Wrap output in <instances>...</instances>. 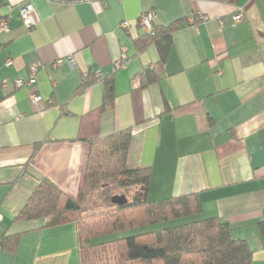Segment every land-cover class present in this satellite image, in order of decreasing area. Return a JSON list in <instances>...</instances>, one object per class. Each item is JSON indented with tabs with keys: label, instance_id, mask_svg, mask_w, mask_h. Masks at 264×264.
<instances>
[{
	"label": "crops",
	"instance_id": "0c3cea01",
	"mask_svg": "<svg viewBox=\"0 0 264 264\" xmlns=\"http://www.w3.org/2000/svg\"><path fill=\"white\" fill-rule=\"evenodd\" d=\"M27 2L29 28L18 14ZM149 10L155 25L182 23L162 78L134 86L158 61L154 44L139 51L134 43ZM0 18V235L19 234L13 254L0 248V264H80L73 223L43 228L44 220L14 218L43 177L79 200L86 140L125 128L127 167L151 171L149 201L196 193L201 216L227 222L252 264H264V0H0ZM34 65L36 83L16 87ZM85 74L92 80L82 86ZM108 75L114 105L103 109Z\"/></svg>",
	"mask_w": 264,
	"mask_h": 264
},
{
	"label": "trees",
	"instance_id": "16d2710c",
	"mask_svg": "<svg viewBox=\"0 0 264 264\" xmlns=\"http://www.w3.org/2000/svg\"><path fill=\"white\" fill-rule=\"evenodd\" d=\"M181 23L153 24L149 32L143 31L134 40L139 51L154 44L158 54V61L139 75L141 87L162 78L172 33ZM103 80L102 108L110 109L114 105L113 77ZM130 136V128H125L86 140L88 155L80 199H73L43 177L14 222L44 220L43 228L73 223L80 264H252L246 241L232 238L227 222L201 216L196 193L148 200L150 169L126 165ZM133 186L138 190L131 200L117 193ZM175 220L180 223L112 238L130 229ZM257 227L264 233V220ZM18 239L19 234H2L0 248L13 254Z\"/></svg>",
	"mask_w": 264,
	"mask_h": 264
},
{
	"label": "built area",
	"instance_id": "2783aa9c",
	"mask_svg": "<svg viewBox=\"0 0 264 264\" xmlns=\"http://www.w3.org/2000/svg\"><path fill=\"white\" fill-rule=\"evenodd\" d=\"M51 2H55V3H59V4H67V5H78V4H94V3H101L104 4L106 2V0H48ZM32 5L30 3H24L22 5L18 6V14H19V18L22 21L23 25L27 28H29L31 26V21L29 18V14L32 11ZM155 18V12L154 10H149L146 12H143L139 15L138 20H137V24L138 26L144 31V32H149L152 29L153 26V21ZM201 20L205 19V16H200ZM243 18V13L242 10L238 9L237 13L233 16V20L234 21H241ZM189 20L193 21L194 18H189ZM122 28H129V24L127 21H123L121 24ZM6 29V19L4 18H0V33L3 32ZM1 48V47H0ZM124 58L125 56L122 55L121 58H119L118 60H115L113 62V68L114 69H118L120 67L124 66ZM66 62L70 65L73 66L74 64V58L73 56H69L66 59ZM13 64V59L12 58H7L5 61V66H11ZM56 65L60 64V61H57L55 63ZM38 70V66L34 65L31 66L30 71L28 73V77L27 79H17L14 84L16 85V87H23L25 84L26 85H34L36 83V72ZM96 76H101V72H96ZM84 82H88L91 81L92 79L87 77V75H84ZM133 85H137L140 80L139 78H134L133 79ZM6 82H1L0 86H5ZM29 100L33 105H37L40 103V101L42 100V97L39 94H36L35 92L31 93L29 95ZM2 216L0 215V220H1Z\"/></svg>",
	"mask_w": 264,
	"mask_h": 264
},
{
	"label": "rangeland",
	"instance_id": "374dc122",
	"mask_svg": "<svg viewBox=\"0 0 264 264\" xmlns=\"http://www.w3.org/2000/svg\"><path fill=\"white\" fill-rule=\"evenodd\" d=\"M138 188L137 187H125V188H120L118 189L117 193L120 195H124L127 199L131 200L134 195L137 193ZM176 223H180L179 220H175V221H171V222H167V223H161V224H157V225H153V226H146V227H139V228H134V229H130L127 230L125 232H122L120 234H115V236L113 235L112 238L114 237H118V236H128V235H133V234H137V233H141L144 231H149V230H156L159 229L161 227L164 226H170V225H174Z\"/></svg>",
	"mask_w": 264,
	"mask_h": 264
}]
</instances>
